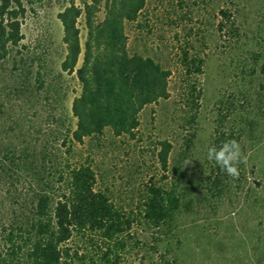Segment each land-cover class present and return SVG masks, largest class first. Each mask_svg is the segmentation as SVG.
Listing matches in <instances>:
<instances>
[{"label": "rangeland", "instance_id": "rangeland-1", "mask_svg": "<svg viewBox=\"0 0 264 264\" xmlns=\"http://www.w3.org/2000/svg\"><path fill=\"white\" fill-rule=\"evenodd\" d=\"M23 1L24 38L0 64V236L32 216L38 194L55 195L70 166L90 163L97 188L130 208L163 174L172 181L181 161L179 217L159 234L135 225L122 264L156 259V238L179 264H264V0H147L126 23L128 47L171 70L170 96L142 110L135 137L107 129L84 143L69 135L81 86L61 69L66 2ZM164 139L169 172L157 155ZM230 139L247 156L235 178L207 159L208 147Z\"/></svg>", "mask_w": 264, "mask_h": 264}, {"label": "trees", "instance_id": "trees-1", "mask_svg": "<svg viewBox=\"0 0 264 264\" xmlns=\"http://www.w3.org/2000/svg\"><path fill=\"white\" fill-rule=\"evenodd\" d=\"M64 1L58 12L65 47L61 69L75 72L81 86L71 107L72 141L84 143L107 129L117 137H135L142 110L170 96L171 70L151 56L131 54L128 47L126 23L138 19L147 0ZM26 11L23 0H0V64L15 57L24 38ZM222 13L229 17L227 11ZM80 20L87 31L84 43ZM172 148L167 139L159 142L158 161L165 172L170 171ZM173 173L170 182L163 174L147 185L137 204L126 208L97 188V173L90 163L70 166L60 172L55 195L38 194L32 216L3 228L0 264H122L135 225L159 234L171 230L179 217L182 195L176 186L183 174L181 161ZM155 241L154 253L160 254L146 264H179L171 248L161 252L163 243Z\"/></svg>", "mask_w": 264, "mask_h": 264}, {"label": "clouds", "instance_id": "clouds-1", "mask_svg": "<svg viewBox=\"0 0 264 264\" xmlns=\"http://www.w3.org/2000/svg\"><path fill=\"white\" fill-rule=\"evenodd\" d=\"M207 159L214 161L228 176H239V165L247 162L240 143L235 139L225 140L219 146L207 149Z\"/></svg>", "mask_w": 264, "mask_h": 264}]
</instances>
